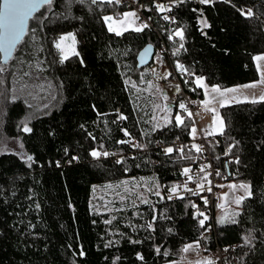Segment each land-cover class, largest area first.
I'll use <instances>...</instances> for the list:
<instances>
[{
	"label": "trees",
	"instance_id": "obj_1",
	"mask_svg": "<svg viewBox=\"0 0 264 264\" xmlns=\"http://www.w3.org/2000/svg\"><path fill=\"white\" fill-rule=\"evenodd\" d=\"M135 2L149 27L119 36L109 32L103 17L121 18ZM157 3L172 0H54L51 9L35 15L45 17L42 24L30 21L29 35L4 66L7 73H0V264H169L197 241L200 257L223 249L222 261L212 264H264V101L225 105L224 134L208 138L219 181L249 184L252 191L240 205H215V230L208 233L199 224L203 217L196 216L211 211L204 199H168L183 169L199 165L201 154L192 147L166 155L162 145L192 140L194 120L177 99L167 114L172 123L164 125L158 118L162 84L153 77L152 63L139 68L137 60L145 46H155L157 54L164 43L187 69L184 87L199 103L197 76L222 88L254 82V57L264 54V0H185L172 6L176 23L163 19L167 13ZM239 9L254 15L245 17ZM202 19L210 27L201 30ZM178 28L184 29L182 41L172 35ZM70 32L79 56L61 63L54 41ZM20 64L24 73L38 69L54 89L42 107L11 97ZM177 113L184 127L176 126ZM25 123L31 133L22 131ZM94 149L112 155L95 159ZM27 156L33 157L31 167Z\"/></svg>",
	"mask_w": 264,
	"mask_h": 264
},
{
	"label": "snow or ice",
	"instance_id": "obj_2",
	"mask_svg": "<svg viewBox=\"0 0 264 264\" xmlns=\"http://www.w3.org/2000/svg\"><path fill=\"white\" fill-rule=\"evenodd\" d=\"M81 3L84 2V0H80ZM98 2L100 3H108V4H119L121 2V0H91L92 4H97ZM185 0H172V5L175 6H179L180 4L184 3ZM213 0H200L201 4H209L212 3ZM54 3V0H0V53L4 54V59L5 61H7L9 59V57L12 56L13 52L16 50L17 46L21 43L24 42V37L29 35V21L33 18L37 19L38 23L42 24L43 23V19L45 17H43L41 15V17H36L35 13L39 12L41 8H44L45 6H47L48 9H51L52 5ZM158 11L160 12H164V11H171L172 7L169 5H163V4H157L156 5ZM193 11H196V9H193ZM241 15L245 16V17H252L254 15L253 11L251 9L248 10H244V9H239ZM133 18L131 21V24H135V20L138 19L136 12H127L123 14V18L121 20V25L123 26V30H119L117 27H114V23L115 18L112 16H105L103 17L105 23L108 25V31L109 32H113L116 35H122L123 32L128 31L129 30V21L127 18ZM164 20L167 21H171V22H175L174 18L169 17L167 15L163 16ZM200 24L202 25V29L203 28H208L210 27V25L207 23L206 20L202 19L200 21ZM149 27L147 25V23H141L138 25H135V27H132L131 30L135 31V32H142L145 28ZM32 35H31V39L35 40V32L36 29L33 28L31 30ZM174 36L179 37L180 40L182 41L184 39V29L183 28H178L174 31L173 33ZM171 38V37H170ZM71 39V41L73 42V45L76 42V37L74 33H69L66 35H61L59 37L58 40L54 41V47L60 51L61 53V63H63L65 60L68 59V55L65 51L63 42L66 40ZM180 48H183V44H180ZM179 51V49L177 50V52ZM72 54L79 56V53L75 51V49H72ZM254 60L256 61V67L259 71L260 74V80H259V84H264V55H257L254 57ZM82 62V61H81ZM177 67L179 70H181L182 72H186L187 69L184 68L183 65L181 64H177ZM5 67L0 66V73H3L5 71ZM25 75H28V73H25ZM194 75V73L192 74ZM195 83L198 87H201L204 89V94L205 97H209L206 98L204 101H202L203 106L205 111H211L214 113V119H213V129L212 131L208 132L207 135H223L224 134V121L223 119L219 116V113L217 112L216 108L213 107V102L218 103L220 107H224L226 104H228L230 101L228 99V94H236L241 92V88L240 87H236V88H225V89H221L219 85H213L209 88L208 85H206L204 83V78L203 77H195ZM133 87H135V84H133ZM243 88L246 89H253L257 87V84L253 83V84H249V85H244L242 86ZM194 90V89H193ZM177 91H179V88L177 86ZM0 95H2V93H0ZM165 99H167V96L164 97ZM13 99H15V97H13ZM245 100L248 99L247 96L244 97ZM232 100H234L235 102L239 103L240 102V98L237 95H233L232 96ZM259 101H264V94H261L258 97ZM252 103H257V99L253 98L251 100ZM179 109H181L183 112H186L188 114V118H191L193 116V113H191L188 108L187 105L184 102H180L178 105ZM164 110L166 112H170L171 109L165 105L164 106ZM121 119H126V117L121 116ZM164 125L167 126L168 124L172 123V120L168 117L165 116L164 118ZM175 123L176 126L178 127H184L185 126V119L184 117H182L179 113L176 114L175 116ZM157 127H160V125H157ZM22 131H24L25 133H31L32 132V128H30L27 123H25L22 127ZM196 133H197V129L195 128V126L193 125L190 129V134L193 137V139H195L196 137ZM125 135H130L129 133H127V131L125 130ZM130 141H119L118 143H129ZM236 145H230L229 148L227 149V153L226 154H230L232 151V148H234ZM134 147H143L140 144H136L134 145ZM193 147L195 148L196 152H202L203 148L201 145H193ZM164 153L166 155H170L172 154L174 151H179L181 154L184 153V148L181 147L179 149H174L172 147H167L165 149H163ZM90 155L95 158V159H99L101 156L107 157L109 155H112L106 151L101 152L98 149H94L91 151ZM186 158H190V157H186ZM27 161L29 162L28 166L31 167V162L33 161V157L32 156H27ZM74 159H77L74 157ZM118 163H121L122 161H117ZM235 163L239 164L240 161L239 159H236L234 161ZM58 164V162H57ZM205 167H210V165L208 166H202L200 171L204 172L205 171ZM191 173V169L189 168H185L183 169V174L185 176L188 177L189 180L192 179V176L189 175ZM211 175V173H206L204 175V177H202L201 181L198 182V187L203 190L204 189V182L206 181L209 185L211 184V181L208 180V176ZM217 175H219V173H217ZM109 187H111V185H109ZM158 187V186H157ZM229 188L231 189H236L237 187L240 189H243L245 195L244 196H240L235 198L234 203H236L237 205H240L245 199L250 198L252 196V191H251V185L249 184H244L241 183L240 185H228ZM179 186H173L170 189V194L168 196V199L172 198V194L177 193ZM185 190L187 191H193L192 189H188L187 184L184 185ZM208 191H211V187H209L207 189ZM156 195H160L159 191H157L155 193ZM194 194H198V193H194ZM181 199L183 197H180ZM123 199V197H122ZM223 199H227V195H225L223 197ZM143 203H149V201L142 200ZM204 202L205 204L208 203L207 198H204ZM193 207H196L195 205H193ZM239 213H236L235 215H238ZM197 217H203L202 219H199V224L201 227H204L205 225V221L208 219V217L200 211H197L196 213ZM153 220H155V216L153 217ZM237 221L235 219L231 220V223H236ZM105 223H111V221H105ZM218 223L219 224H224L225 223V217H221L218 219ZM149 228H152V224L149 223L148 224ZM169 231H171V229H169ZM245 243L246 244H251V239L248 236L244 237ZM132 243H139V241H131ZM197 246L199 244V242L197 241ZM193 248L192 244H189L187 246H185V248L183 249V251L187 252L190 249ZM157 252H159V248L156 249ZM139 259H143L142 256L138 257ZM206 264H212V261H206Z\"/></svg>",
	"mask_w": 264,
	"mask_h": 264
},
{
	"label": "built area",
	"instance_id": "obj_3",
	"mask_svg": "<svg viewBox=\"0 0 264 264\" xmlns=\"http://www.w3.org/2000/svg\"><path fill=\"white\" fill-rule=\"evenodd\" d=\"M123 3H128V0H121ZM133 9L137 12V17L140 21L144 22V17L142 15V6L140 3H132ZM159 4V3H157ZM169 6H174L172 3H169ZM169 17L174 18L176 23L178 22L177 17L173 16L172 10L171 11H165ZM173 35V34H172ZM174 36V35H173ZM177 37L174 36V39ZM156 53V52H155ZM168 55V56H167ZM167 58V60H166ZM153 66H152V72L153 77L155 80L159 83H161V89L163 92V96H167V99H164V106L167 105L169 108L172 104L175 103L177 99H179L181 102H184L187 105L188 110L193 113L192 118L196 119V112L202 111L203 106L201 103H199L197 100H195L185 89L183 84V79L186 76L187 72H182L178 69L177 64H181L184 66V64L178 60H174L172 55L167 52L166 45L163 43V46L160 47L157 50V54L154 55L152 60ZM185 68V66H184ZM186 69V68H185ZM165 84L169 85V87H165ZM177 86L179 88V91H177ZM197 143L198 145H201L203 148V151L200 152L201 158H200V164L197 166L189 167L191 169V173L189 175L192 176V179L189 180L187 176L183 174V179L179 186L177 193L172 194V199L176 200L180 197H185L187 195H192L194 197L199 198H207L208 203L206 204L207 207L211 209V211L206 215L208 219L205 221V224L207 225V231L210 233H213L215 230V213H214V206L218 205L219 198L217 197L216 193L219 189V186L221 184V181H219L218 178V169L216 167L214 158L212 157L209 146H208V138L204 137L203 134L199 130V135L197 139H192L187 142H175L171 145H162V149H165L167 147H172L174 149H179L181 147L183 148H192L193 145ZM164 152V151H163ZM227 149L224 151L223 157L229 156L230 154H226ZM205 167V171L201 172L200 169L202 166H208ZM206 173H211V175L208 176V180L211 181V184L209 185L206 181L204 182V189L201 190L198 187V182L201 181L202 177ZM187 184L188 189H192L193 191H187L184 188V185ZM211 187V191H208L207 189ZM198 193V194H194ZM219 206V205H218ZM198 249V248H197ZM198 255H202V251L198 249ZM222 256V249L221 247H217L212 252L208 253L206 256H204V261H200L199 264H205L206 261H209L211 258H221Z\"/></svg>",
	"mask_w": 264,
	"mask_h": 264
},
{
	"label": "rangeland",
	"instance_id": "obj_4",
	"mask_svg": "<svg viewBox=\"0 0 264 264\" xmlns=\"http://www.w3.org/2000/svg\"><path fill=\"white\" fill-rule=\"evenodd\" d=\"M133 11L136 12L134 9H128L124 13L133 12ZM136 14H137V12H136ZM109 16H112V15H109ZM112 17H114V16H112ZM114 18H115L116 22L114 23L113 26L117 27L119 30L122 31L123 26L121 25V20L124 19L123 15L121 18H116V17H114ZM127 19L129 21V30H131L132 27H135V25L144 23V22L140 21L139 19H136L135 24H131V21L133 18L129 17ZM106 26L108 28L107 24H106ZM70 33H74V32H70ZM67 34H69V33H67ZM64 35H66V34H64ZM75 37H76V35H75ZM63 45H64V48H65V51H66L68 57L73 56V54H72L73 48L77 52V48H76L77 38H76V42L74 45H73V42L71 41V39L64 41ZM258 55H264V54H258ZM255 64H256V61H255ZM20 66H21V64L15 69L13 77H12L13 82H12V88H11V97L12 98L15 97V99H22L27 104H29L35 108L42 107L45 104L44 99L46 101H48V99L51 97L52 93L55 94L54 89L52 88L49 81H47L46 79H44L40 76L41 73L38 71V69H36V70L32 69L28 73V75H25L24 71H21V69H19ZM2 67H4V65ZM9 67L11 69V65ZM7 68H8V66H7ZM5 73H7V72L4 71L2 74L5 75ZM259 80H260V74H259V78L256 81L244 84V85H249V84H253V83L257 84V87L253 88V89L243 88L242 86H244V85L228 87V88L240 87L241 92L236 93V94H231V93L228 94V99L230 102L226 105H231V104L237 103L234 100H232L233 95L239 96V98H240L239 103L251 102V100L253 98H256L257 101H259L258 97L261 94H264V84H259ZM204 83L206 85H208L209 88L211 86H213V85L208 84L205 80H204ZM165 87L168 88L169 85L165 84ZM220 88L225 89L222 87H220ZM202 92H203V97L201 98L200 103L203 106L202 101H204L206 98H209V97H205L203 88H202ZM245 96L248 97L247 100L244 99ZM212 106L216 108L217 112L219 113V116L222 118V116H221V108L222 107H220L219 104L215 103V102H213ZM167 114H169V113L164 110V102H163V107H162V110H161L158 118H160V119L162 118V120L164 121L163 118L165 116H168ZM195 118L196 119H194V126L197 129L195 140L197 139V137L199 135V130L203 134V136L206 138H209L211 136H215V135H207V133L212 131V129L214 127L213 126V119H214V113L213 112L205 111L204 106H203L202 111L196 112ZM195 145H197V143H195ZM233 184L240 185L241 183H235L233 181H229V182L220 184L219 189L216 193L217 197L219 198L218 199L219 200L218 205L220 208H227L230 204L234 203L235 198L245 195L243 189H240L238 187L236 189H231L228 187V185H233ZM225 195H227V199H223V197ZM192 245H193V248L186 252V255L184 258L173 261L169 264H195V263L199 264L200 261H204V259L202 257H200V255H198V249H197L198 246L196 244H192ZM215 259L216 258H211L210 261H215Z\"/></svg>",
	"mask_w": 264,
	"mask_h": 264
},
{
	"label": "water",
	"instance_id": "obj_5",
	"mask_svg": "<svg viewBox=\"0 0 264 264\" xmlns=\"http://www.w3.org/2000/svg\"><path fill=\"white\" fill-rule=\"evenodd\" d=\"M42 10V8L40 9ZM38 13V12H37ZM35 13V15L37 14ZM32 20V19H31ZM30 20V21H31ZM30 21H29V25H30ZM28 25V27H29ZM26 38V36L24 37V39ZM20 45V44H19ZM19 45L17 46V48L19 47ZM16 48V50H17ZM16 50L13 52L12 56L9 57V59L7 61H5L4 59V54L3 53H0V61H1V64L2 65H8L9 62L12 60V58L14 57L15 53H16ZM155 47L153 45H147L145 46L138 54V57H137V60H138V67L139 68H143V67H146V66H149L151 63H152V59L154 57V54H155ZM227 174H228V177L230 178L232 176L231 172L229 169H227Z\"/></svg>",
	"mask_w": 264,
	"mask_h": 264
},
{
	"label": "bare ground",
	"instance_id": "obj_6",
	"mask_svg": "<svg viewBox=\"0 0 264 264\" xmlns=\"http://www.w3.org/2000/svg\"><path fill=\"white\" fill-rule=\"evenodd\" d=\"M145 13V12H144ZM162 15V14H161ZM168 25V24H167ZM174 40V39H173ZM178 42V41H177ZM155 47V46H154ZM194 96V95H193ZM200 101V100H199ZM160 119V118H159ZM191 140V139H190ZM198 154V153H197ZM199 155H200V153H199ZM200 159V158H199ZM198 161H200V160H198ZM198 163V162H197ZM216 163V162H215ZM195 165V164H194ZM232 177V176H231ZM231 179V178H230ZM182 181V180H181ZM225 182V181H224ZM215 213V212H214ZM218 218V217H217ZM219 219V218H218ZM209 233V232H208ZM197 245V244H196ZM223 247V246H222ZM222 249V248H221ZM212 252V251H211ZM223 249H222V256H221V258H216L215 259V261L216 260H220V261H222V259H223ZM219 262V261H218ZM196 264V263H195Z\"/></svg>",
	"mask_w": 264,
	"mask_h": 264
}]
</instances>
